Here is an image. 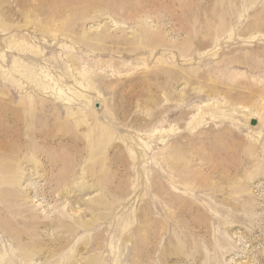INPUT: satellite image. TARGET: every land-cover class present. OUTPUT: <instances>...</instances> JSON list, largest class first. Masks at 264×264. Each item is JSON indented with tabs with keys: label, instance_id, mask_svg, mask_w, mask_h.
<instances>
[{
	"label": "rangeland",
	"instance_id": "1",
	"mask_svg": "<svg viewBox=\"0 0 264 264\" xmlns=\"http://www.w3.org/2000/svg\"><path fill=\"white\" fill-rule=\"evenodd\" d=\"M0 264H264V0H0Z\"/></svg>",
	"mask_w": 264,
	"mask_h": 264
}]
</instances>
